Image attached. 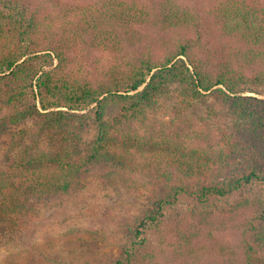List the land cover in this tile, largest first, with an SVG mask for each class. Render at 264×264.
Wrapping results in <instances>:
<instances>
[{
  "label": "trees",
  "instance_id": "obj_1",
  "mask_svg": "<svg viewBox=\"0 0 264 264\" xmlns=\"http://www.w3.org/2000/svg\"><path fill=\"white\" fill-rule=\"evenodd\" d=\"M212 2L208 20L199 21L178 0H0V247L35 234L48 200L67 194L92 166L106 167L111 181L151 177L130 156L137 130L169 108L166 99L186 108L211 98L237 135L223 131L214 140L176 124L173 136L184 143L181 150L173 144L166 163L176 174L166 167L152 173L164 193L152 195L151 207L128 226L129 243L111 264H155L144 232L157 229L181 197L206 209L211 199L235 195L222 219L199 209L191 216L230 230L233 242L205 250L182 236L174 261L264 264V231L250 238L264 197L242 195L264 183V171L232 165L238 135L264 149V0ZM222 44L236 50L235 63L219 54ZM87 120L96 129L88 144ZM221 169L220 180L189 185Z\"/></svg>",
  "mask_w": 264,
  "mask_h": 264
},
{
  "label": "rangeland",
  "instance_id": "obj_2",
  "mask_svg": "<svg viewBox=\"0 0 264 264\" xmlns=\"http://www.w3.org/2000/svg\"><path fill=\"white\" fill-rule=\"evenodd\" d=\"M178 3L192 8L199 21L208 20L213 5L212 0H178ZM170 36L173 35L162 37L167 41L171 39ZM220 42L222 40L215 41L216 44ZM154 48L160 50L157 43ZM228 48L222 44L219 54L227 56L235 63L236 50L233 52ZM245 96L260 99L252 93H246ZM166 100L165 105L169 108L156 117L148 116L146 126L137 130L130 150L137 169L151 177L132 174L131 177L125 176L127 179L123 180L115 176V180L111 181L106 167H90L78 176L67 194L53 196L48 200L47 208L40 211L35 234L19 237L14 244L0 247V264H111L120 256L121 246L129 243L128 226L136 216L141 215L142 209L151 207L152 195L162 196L164 193L163 179L158 183L153 181L152 173L158 167H166L176 174L167 165L171 157L175 156L172 151L174 145L181 150V142L184 143L182 136L179 140L173 136V132L178 131L176 124L182 125L184 130L190 126L196 132L212 136L214 140H219L223 131L237 135L225 110L211 98H203L186 108L179 106L178 100ZM116 111V108L111 109L112 114ZM175 117H178L180 123ZM95 135L94 124L87 120L85 143H90ZM4 139L7 141L8 135ZM237 142L238 150L232 158L234 170L238 168L264 171V149L242 135H238ZM201 146L204 147V144ZM225 174L227 172L224 169L211 171L190 181L189 185L195 186L202 181H218ZM242 195L249 198L264 197V183L252 184ZM236 198L237 195L221 201L211 199L207 208L203 209L192 199L181 197L173 209H168L165 219L157 229L145 230L146 252L152 254L155 264H179L174 261L172 248L182 236L200 243L205 250L213 248L219 241L233 242L235 234H230V230H223L221 227L216 229L214 226L210 229L203 224L202 218L191 219V216L194 214L193 210L199 209L203 213L211 212L213 218L222 219L219 211ZM254 228L250 238L255 233L264 231V216L254 223Z\"/></svg>",
  "mask_w": 264,
  "mask_h": 264
}]
</instances>
